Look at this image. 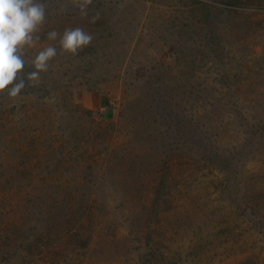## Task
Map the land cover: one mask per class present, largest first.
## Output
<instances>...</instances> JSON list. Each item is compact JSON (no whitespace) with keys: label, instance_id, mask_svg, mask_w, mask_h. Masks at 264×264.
Returning <instances> with one entry per match:
<instances>
[{"label":"rangeland","instance_id":"rangeland-1","mask_svg":"<svg viewBox=\"0 0 264 264\" xmlns=\"http://www.w3.org/2000/svg\"><path fill=\"white\" fill-rule=\"evenodd\" d=\"M46 2L25 77L58 55L0 95V264H264V0Z\"/></svg>","mask_w":264,"mask_h":264},{"label":"clouds","instance_id":"clouds-1","mask_svg":"<svg viewBox=\"0 0 264 264\" xmlns=\"http://www.w3.org/2000/svg\"><path fill=\"white\" fill-rule=\"evenodd\" d=\"M71 6L79 10L82 17L88 15L92 0H70ZM61 5L60 11H66ZM48 4L46 0H0V95L18 97L27 86H36L40 74L47 72L49 61L58 55L55 46H47L30 61L34 71L23 73L29 62L25 59V48L34 47L40 39L37 35L46 22ZM58 32L47 33L48 40H57ZM93 36L82 27L65 28L59 38L60 54L79 55L91 45Z\"/></svg>","mask_w":264,"mask_h":264},{"label":"trees","instance_id":"trees-1","mask_svg":"<svg viewBox=\"0 0 264 264\" xmlns=\"http://www.w3.org/2000/svg\"><path fill=\"white\" fill-rule=\"evenodd\" d=\"M222 4L224 5H231V6H238V5H244V3L247 2V4H251L252 0H219ZM199 4H202L201 2H198ZM206 10V15H209L210 10L207 7H211L210 5L207 4H203ZM166 180H164V178H160L159 184L156 188L155 191V195H156V199H158V197H162V188H164L166 186ZM88 244V242H84L83 247H85Z\"/></svg>","mask_w":264,"mask_h":264}]
</instances>
